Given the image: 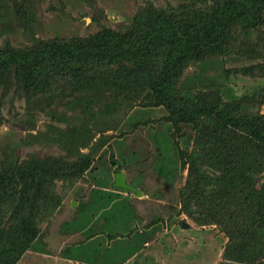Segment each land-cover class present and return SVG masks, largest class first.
<instances>
[{"label": "rangeland", "instance_id": "rangeland-1", "mask_svg": "<svg viewBox=\"0 0 264 264\" xmlns=\"http://www.w3.org/2000/svg\"><path fill=\"white\" fill-rule=\"evenodd\" d=\"M19 2L32 18L0 19V50L67 43L102 30L120 34L140 8L182 14L185 7V0ZM236 28L233 53L189 63L177 85L186 83L189 94L206 103L213 93L226 102L247 97L264 115V78L253 71L264 67V26L257 33ZM163 50L160 43L131 56L116 51L73 76L0 69V194L11 171L39 162L57 172L27 187L12 183L0 199L6 237H21L19 230L29 228L26 252L6 264H221L229 246L242 252L246 212L231 208L232 218L224 214L219 224L202 213L200 199L209 197L212 185H200L186 165L200 157L198 150L216 148L223 157L225 150L200 132L207 121L169 120L146 92L144 82L159 71ZM255 144L246 156L253 159L264 214V145ZM78 165L87 170L78 172ZM207 171L209 178L219 174ZM119 176L131 189L116 184ZM192 190L201 196L188 201Z\"/></svg>", "mask_w": 264, "mask_h": 264}, {"label": "trees", "instance_id": "trees-1", "mask_svg": "<svg viewBox=\"0 0 264 264\" xmlns=\"http://www.w3.org/2000/svg\"><path fill=\"white\" fill-rule=\"evenodd\" d=\"M19 1L10 0L8 5L0 0V19H9L11 14L31 19V11L28 8L24 11ZM131 23V28L120 34L102 30L67 43L55 40L19 49L7 46L0 50V69L12 66L18 73L25 71L29 75L73 76L87 67L99 65L100 59L107 54L119 51L131 56L162 43L164 50L160 69L144 82L154 107L167 110L169 120L174 118L183 123L207 121L200 126V132L209 133L213 144L225 150L224 157L223 152L216 148V151L206 150L204 154L198 150L196 156L200 157L190 165L186 163L195 181L201 179L200 185H212L209 197H202L198 206L202 213H211L218 224L224 214L232 218L231 208L247 214L241 233V239L247 240L245 247L241 253L237 246L226 248V262L221 264H264V214L259 201V193L262 192L256 189L252 179L253 159L246 156V150L252 149V143L264 145V115L253 111L254 101L247 97L226 102L213 93V98L206 103L199 96L189 94L186 83L177 85L180 71L189 63L203 61L207 56L225 57L233 53L235 48L230 46V40L235 39L239 24L253 29L254 33L260 31L264 26V0H185L182 14H166L145 6L138 10ZM255 70L264 78V67L256 65ZM205 127L209 129L204 131ZM177 149L180 158L185 160L186 155ZM86 167L78 165L77 171L82 173ZM210 169L219 174L207 177ZM16 174L11 171L8 178L2 179L0 199L9 196L8 189L12 183L20 182L27 187V182L36 183L57 176V172L39 162L34 168L24 166L18 169ZM189 193L188 201L201 196H196L201 192L195 190ZM28 230H19L21 237L8 238L0 229V264L15 261L26 252L29 244L24 236Z\"/></svg>", "mask_w": 264, "mask_h": 264}, {"label": "water", "instance_id": "water-1", "mask_svg": "<svg viewBox=\"0 0 264 264\" xmlns=\"http://www.w3.org/2000/svg\"><path fill=\"white\" fill-rule=\"evenodd\" d=\"M116 184L118 185V186H124V187H126V188H128V189H131L130 188V186L128 187L127 185H125L124 183H123V179H122V177L121 176H119L117 179H116ZM182 227L183 228H187L188 226L186 225V224H184V223H182Z\"/></svg>", "mask_w": 264, "mask_h": 264}]
</instances>
